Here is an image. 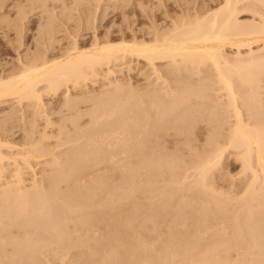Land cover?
Segmentation results:
<instances>
[{
    "label": "bare ground",
    "instance_id": "bare-ground-1",
    "mask_svg": "<svg viewBox=\"0 0 264 264\" xmlns=\"http://www.w3.org/2000/svg\"><path fill=\"white\" fill-rule=\"evenodd\" d=\"M97 7H95V13H97L96 8L100 9L98 5ZM215 9H212V11L210 12L207 11L206 14L202 13V15H195L194 17L193 13H190L192 17H189L188 12H185L186 17L182 16L185 13H182V15L180 16L176 15L174 20L172 16L171 20H173V22H171V26L167 27L165 24V28L161 27L163 25L159 23V25L161 26H150L153 28L147 29V36L145 35L144 37H141L133 33L134 36L131 37L130 40H127L128 37L126 38L125 36H123L121 38L122 40L118 43H115L116 39L109 34L103 39H101L103 36L100 38L99 35H95L92 45H89L90 47L88 46L89 48H83L85 46L81 47V45H79L78 41L76 40L74 42V45H72L71 48L69 47L70 49L68 48V50H66V53H62L64 55L61 54L62 56L59 54V57L54 58L53 56L52 59L51 57L49 58L47 56L49 58L47 59V57L44 58V56L46 55L45 54L44 56L42 55V59V57H40L41 55H35V57L37 56V59L30 58L28 62H26V60L25 62L23 61V67L21 66V70L18 69L20 70L19 72H17V70L16 73L13 74V71V73H11L12 75L10 74V76L8 75V77H0V104H6L7 100H12L13 98L15 100L17 99V101L15 102H18L20 104L27 102V104H29V107H33L32 110L35 114H32H37V116H39L38 114L40 113V111L38 113V110L36 111L34 109L42 108L40 107V103L42 101V95L44 94V91H42L43 89H46V92L51 91L50 93L54 94L55 92L58 93L59 91H61L62 88L65 89V87V90H67L69 83L70 85H73V88L81 89L84 83L85 85L86 83H88V80L92 81V79H95L93 83L96 85V79L101 78L102 80H104L103 82L106 81L105 85L108 86V90L112 94L111 95L107 90H105L107 91L106 93H108V96L103 94V99L107 97V99H105L106 101L103 100L104 103L106 102L105 105H103V101L101 102L98 100L99 104L104 107L103 110L100 105L99 106L101 107V109L100 107L98 108V105L96 103V108L94 107L92 109L90 107L92 111L88 110L86 111L88 113H83L81 112L79 107H75V104H78L79 100H74L71 98V96H69L70 98L67 97V92L69 89L67 90V92L65 91L67 94L65 95V97L67 98L66 103L64 100L65 104H63L64 107L62 106L63 109L67 104L73 105L75 101H78L75 102L73 107L74 109L73 111H71L74 113V110H76L75 108H78L79 110H77L79 111V114L76 113L77 116L75 114L74 118H70L68 116V118L71 119V122L70 120H68V122L71 123V125H69L74 126H72V131L68 132V128L65 130V132H71V134L68 135V133L66 132L65 136H67L68 138L64 137L65 139L63 140L65 142V140L67 139V142L70 141L68 143H72V141H74V144L73 146L71 145L67 151H65L63 157L52 156L54 158V161H51V163L46 162L47 164L51 165H49L50 171L48 175L49 180L47 179V184L40 183L41 181L38 182V179L36 178H31L33 180L30 179L29 181V178L27 177V175H25L28 172H26L27 169H31L32 172L34 170H32V166L29 161L31 160V157L34 156V153H38L36 152V149L37 151L41 152L40 148V150H38L39 145L34 144V138L31 139L32 136L30 137V139L33 141V143L31 142L32 146H37L35 152H32V156L31 148L33 149L34 147L29 146L30 148L27 151L30 150V155H28L27 151L25 154V151H20L18 147V151L14 150V145L11 147L10 145L12 144L10 143L9 145L8 142L2 144V139L0 140V250L3 249L2 247H4L5 249L6 245L9 246L11 244H13L12 246H14L15 249L14 253L11 252L9 256H6L4 254V259L7 260L6 257L10 258L13 254L15 255V257L14 255L12 256V258L14 257V260L18 258L17 256H22L23 254L19 252L20 246L30 247L32 245L31 242L33 243V241H35H32V239H30L35 234V232L43 234L44 239L42 236L41 237L43 241L46 239L45 242H49L50 240H52V238H55V243L63 241V236L66 234V232L68 233V231L65 230L70 226V223L74 222L75 228L73 230H84L82 235L80 233H77L76 236H79L80 238L77 237L76 239L79 240V244L87 248V253L85 254H88L87 256H90V259H92L87 260L91 262H97L94 264H99L100 262H102L100 264H104L105 262L103 263V261H107L106 264L111 263L110 254L112 256V254L114 253H116L117 255L120 254L119 262L122 259L121 264H221V261L223 260L227 261L224 263L222 262V264H229L231 261L229 262V258L227 256L229 251H231V249L233 251L234 248H238L240 252L237 250L238 252L236 251V253H241L240 255L243 256L241 257L239 255L238 257H241L243 260H241L240 258V262H238V258L233 260L234 263L236 261L237 264H250L252 258L253 263L251 264L264 263V225L263 223H261L264 222V220L261 218L263 217L262 215H264V186H261L262 182L264 181V120L259 118V116L264 113L262 112L264 110V0H222L221 5ZM206 10H208V8ZM244 12L253 13L251 17L253 19H251V22L249 20L248 23L247 21L246 23H244L245 21L240 22L241 19L238 20V16ZM194 13L196 14V12ZM103 14L105 13L103 12ZM96 15L97 14L94 15V18L96 17ZM47 33L51 34L49 32ZM141 63H144V65L146 66L147 69L145 71L142 69L143 67H141ZM160 63L166 64L162 65V67H165L161 68ZM118 66L120 67V69ZM123 71L128 72V75L135 72H138V74L140 73L139 75H141L142 73V76L145 75V79L147 78L148 80V83H146L147 85H144L146 86L144 91L147 89L145 92L148 93V96L146 98L149 97L147 100L148 104L146 103V101L141 100L143 98L138 99L141 102H138L137 100V103H140L138 105L130 102L133 104V108H143V113H141L142 115L138 114V111L133 110V108L131 107L132 104H129L130 109L128 107H125V103L129 102L127 99V102L124 99L125 103L124 101L122 102V100H118L119 95L125 92L124 90L128 87L124 88V83L121 81V79L116 80V77L114 78V76L116 74L118 75V73L121 74V72ZM112 77L115 80L112 79ZM101 79L99 81H101ZM208 89H211L209 90L211 91L210 94L205 92ZM100 92L101 94H96V96H101L102 91ZM113 93H119V95L117 96L118 98ZM134 93L136 94L137 91ZM139 93L140 92H138L137 94ZM129 95H131V93H129ZM79 97L80 96H78V98ZM98 97L96 98L99 99ZM92 98L93 97L91 95L90 99L93 101L95 98ZM100 98L102 99V97ZM97 99L95 100L97 101ZM94 102L93 104H95ZM33 105H35L36 107L38 105L39 107L36 108ZM68 106L66 107V109L68 108ZM44 108L46 107L43 106V109ZM70 109H72V106H69L68 110ZM133 111L135 113L137 112V114H135ZM89 112H91V115L88 118H91V120L89 123L86 121L89 125L85 124L84 122V125H82L83 128L77 127L81 125L79 122L81 116L83 114L87 115L89 114ZM128 112L131 114L133 113L132 117L129 116L131 114H129ZM43 113L42 115L47 116V114ZM48 114H50V112ZM65 116L61 118H65L67 122L68 118H66ZM199 117L201 119V122L204 121L205 123H208L209 127L213 123V126H211L213 127V132L209 131L213 134V137L208 136L207 141L210 140L209 138L213 139L216 143H214L213 141V145V143H210L209 141V144L210 146L212 145L214 147L207 149L205 148L204 151L203 149H200L202 152L194 153V151V156L196 154L197 158L195 157L196 159L194 160L193 157V162H191L192 160L190 158L191 161H188L189 166L188 163L187 165L185 164L186 168L182 167L183 165H181L184 164V162L186 163V161L183 159V163L181 162L180 164V161H178L179 159H181L180 156H173V151L171 152V150L169 151V153L171 152L173 157L178 156L179 158H175V160L172 159V156L169 155L168 152V158H164V156L166 155L162 156V153L160 154L159 149L161 148L160 146L162 144H159L158 138L160 136L162 137L166 135L167 132H170L171 129L175 130V127L177 126L180 127H178V131H186L185 129H189L190 131L193 128H196L194 125L197 126L199 123L197 122L196 124V122L194 121L200 120L197 119ZM53 122L51 123L49 118H47L45 125H47L48 123V126H44V128L54 126L51 125L55 123ZM77 122L80 125H77ZM126 122H128V128L126 127ZM190 123H194V125L189 127L188 125ZM227 123L229 124L227 127L228 129H225L224 127L225 125H227ZM62 124L64 125V122ZM57 125L59 126V123ZM63 125H60V128L62 130L58 127L60 129H58L60 132V135L58 136L59 138L63 133L65 134V132H63L65 128L63 129L61 127ZM87 125L88 127H85ZM130 128L131 130L137 128L135 129L136 132L133 130V132L135 133H132L134 136L136 135L135 144L137 151H135V153L133 154L132 150V152H130L132 153V155L130 154V156L134 155V158L132 157L133 159H131L130 157H128L127 159L130 160L129 162H127L128 165L125 162L126 167L119 168L118 165L120 164H116L118 162L115 161H117L118 158L115 159V156L119 155L120 153H116V155L114 156L115 153L114 151L112 152L110 148H117V145H115V147H112V141L117 144V139H119L121 136L123 137L124 134H128ZM46 129L47 128H45L43 131H45ZM223 129L226 131L228 130V132L223 133ZM209 132L208 135H210ZM45 133L47 135V137L45 138H48V136L50 137V132H48L47 134V132L45 131ZM45 133H42L43 137L45 136L43 135ZM182 133H184L183 135H185V132ZM174 134L176 133L174 132ZM146 135H151L154 139L158 137L156 139L158 141L156 142L153 140V142L149 143V141L147 142L144 140ZM187 135H185V138H187ZM194 135L196 136V134ZM151 136H149V138H147L146 136V139H150ZM122 137L120 139H124ZM41 139L43 138H39L36 144H39V141ZM115 139L117 140V142H115ZM120 139L119 141H121ZM187 139H185V141ZM44 140L42 141L44 142ZM124 140L126 141V145L123 142V146H127L130 141L128 142L127 139ZM162 140H164V137ZM193 141L194 139L192 140V142ZM48 144L49 143L43 145L48 146ZM135 144L133 146H135ZM4 145H7L8 148L10 146V149L13 151L8 152L7 154L6 152L4 153V151L2 150V148H5L3 147ZM50 145L48 146V148L50 147ZM58 145L60 146L61 144ZM65 145L68 144L66 143ZM163 145L165 146V144ZM188 146L191 145L188 144L187 147ZM40 147L42 146L40 145ZM22 149L25 150L26 148ZM54 149L56 150V146L54 147ZM194 149L195 147L193 148V150ZM229 149L237 150L238 158L242 162V167L245 169V171H251L253 180H251L252 183L250 182L251 185H249L251 186L250 191L247 189L249 193L244 197V199H242L244 202V207L245 205L247 206V208L245 207L247 210H244L246 217H243V211L240 212L242 214V217L244 218L242 220L243 222H241V220L239 219L241 217V214H239L240 217H236L233 214L235 218H231L232 220L230 222L227 221V219L230 220L229 217L225 220L226 223L228 222L227 224L223 220L222 222L224 223L221 222V225H218V223H211V220L219 216H217V212H219L220 209L222 211L225 208V210L227 211L228 207L232 206V204L230 202L231 205L227 207L226 204H229V199L227 197L223 199L221 197H218V194L214 191L215 187H213L212 189V186H210L213 184L209 183V178L212 177L210 175L220 167L224 155ZM48 150L50 151V149L44 151L48 152ZM115 150L117 151V149ZM193 150L191 149L190 151L192 152ZM44 151L42 153H44ZM127 152L129 151L127 150ZM127 152H125L124 155ZM157 152H159V154H157ZM48 154H51V151ZM123 159L125 160L126 158ZM127 159L126 161H128ZM6 162H8V164ZM119 162L121 163L120 160ZM140 167L142 168V173L144 174H141V176H144V179L142 180L146 182H144L145 184H139L141 179L139 180V182L137 181L139 177L138 175H140L138 173L141 169ZM9 168L11 169V175L6 176L5 173L8 174V172L10 171ZM117 170H119L118 173L120 172L119 174L121 181H119L124 183L123 186L118 185L122 189L121 193L116 192L117 188L119 187L116 186V181H113L114 179H112L113 173L116 174ZM135 174H138V177H136ZM161 181L166 184V187L161 184V187H164L162 188L163 190L159 189L160 186L158 189L157 187H155V182H157L156 186H158V183H160ZM61 183H63V185L65 183L64 186L66 188L65 190L63 189L64 192H62L63 190L60 191L62 189V187L60 186ZM54 186L56 187L55 190L53 189ZM181 186H184V189L186 188V190L188 188L192 189V191L195 190L196 193L195 191H193V193H191L192 195L194 193L197 194V192L198 195L200 194V196L197 195L198 200L196 199L195 195H193L195 198H193V196L189 198L187 195V198H189L190 201L192 200L191 203L189 202V199L185 200L192 205L197 203L201 199L200 202L202 204L198 202L199 205L201 204V207L199 206L200 210L198 209L199 207L197 208L198 210H196V208H193L195 209L196 213L197 211H199L196 214V219H194L195 212L192 215L193 217L191 216V218H193L195 221H198V219L202 217L201 220L199 219V222H202V225L197 222L199 223V226L197 227L198 224H196V226L193 227V223L195 221L189 218L190 216L188 215L186 216L189 218V220L194 221L193 223L191 222L193 224L192 227L190 222L186 220V216V218L184 217L186 220V225H182V223L185 222L184 218L182 217L181 219L177 216L181 212H184L182 211V209H184V205H188L186 206L187 208L189 207V203L182 200L183 202H180L179 207H176L178 204H174L176 207L175 209L179 210L181 208V212L179 213L180 210H177L178 212L176 211V214L174 213L173 217L171 215L173 219L171 220V222L173 223L172 225L176 226L177 228L181 225L183 228L185 226L188 227L187 222H189L188 224L191 228H185L186 230L184 229V232H186L187 234H189L190 232V234L192 235H187L185 233L188 238H185L183 240L186 235L179 233V236H184L182 238V242L181 239L178 240V234L175 237V235L171 233L173 231L172 228V230L166 228L167 226H169L168 224L166 227L163 225L164 228L167 229V232L168 229L170 232L168 234L167 232L165 233L168 236V239L163 237L164 239H166L164 240L165 242H162L163 238H160V240L158 239V241L162 243H159L160 245H157L156 242L158 243V241L155 239L156 242H154V237L150 238L154 243L151 241L149 242V238L148 240L145 239L146 237L144 238V231H142L143 234H140L138 232L139 225L143 226L144 224V229L146 222L147 224L148 222H152L153 224H155V226L162 225L159 223H162L160 222V220L162 219L161 216L164 213L163 209L165 210L166 206L164 214H166L167 212L168 215L170 214L168 211H171L172 208L168 210V205L158 204L162 203L160 201H163L165 197L168 198L169 195L170 198H165V200L172 201L171 198L175 197V195L177 194L176 192ZM185 186H188V188ZM90 190H92V194L89 193ZM181 190L182 189L180 188V191ZM138 191L139 193L142 192L144 194V199L146 198L149 201V203H147L149 205H147L146 209L145 207L141 206H146V203H141L140 205V203H138L137 201L135 205L133 202V199L136 198L135 193L137 192L138 194ZM60 192L61 195L59 194ZM87 193H89L90 195ZM219 195L221 196V193H219ZM99 196H101L103 200H101V197ZM157 198L159 200H162L156 203L158 201ZM192 198L195 200H193ZM130 199L133 200L130 201L133 202V208H126V210H123L125 209L123 208L121 209V211L116 210L118 201H128ZM146 199L145 201H147ZM151 199L152 201L154 199H157V201H155V204L158 206L151 202ZM177 203H179V201ZM237 204L239 203L237 202ZM162 206L163 209L160 208ZM242 206L243 204L240 205V209L237 208V210H242ZM92 209H95L96 211L90 213ZM87 210L89 213H86ZM225 210L224 212L222 211L223 213L221 212L222 215L224 213L227 214ZM200 212L201 215H199ZM188 214L191 215L189 212ZM224 216L225 215H223V217ZM219 219L221 220V218ZM162 221L164 222V219H162ZM213 221L215 220L213 219ZM167 222L169 221L167 220ZM82 226H86V228ZM12 227L13 229H15V231L13 230L14 233L9 232V235L6 237V235H4L6 232L4 233L3 230H10ZM148 227L150 228V225ZM154 227L152 228L153 230L155 229ZM180 228L177 230L178 232H180ZM192 228H194V230H192ZM188 229H190V231H188ZM155 230H157V227ZM191 230L193 231L192 233ZM21 232H23L21 234L22 236L20 234L18 236L17 234ZM133 233H139L141 235H135V240H137V237L138 239H140V237H143L139 240L140 242L134 241V237L132 238L131 236ZM15 234L17 236H15ZM70 234L72 235V233ZM154 234L156 233L154 232ZM37 236L39 235L37 234ZM176 238L178 239L176 240ZM38 239L39 238H37L36 240ZM131 239L133 240L132 242ZM170 239L172 240L170 241ZM69 240L71 241V239ZM114 240L118 242L116 243ZM174 240L177 242V244H175L176 242L173 243ZM111 241H114L116 244L119 243L127 246V248L120 245L123 247L122 249H124V251L118 253L120 250L118 249V247L117 249L119 251L116 250V246L114 247V250L113 247H111V244H109L111 243ZM37 242L35 241L36 244ZM133 242H139V246L136 244L134 245ZM49 244H51V242H49ZM34 247H32V249ZM75 247H78V244ZM26 248H24L26 251L24 249L23 251L27 252ZM42 248H44V246H42ZM38 249L40 250L41 248L39 247ZM57 249L59 250V248H56V250ZM36 251L39 252L38 250ZM255 252L259 255H257ZM103 253L109 254L107 259L105 258L107 255L105 256V254L103 255ZM220 253H223L224 255ZM251 254H253L255 257H253V255ZM246 255L251 256H247L246 258ZM224 256L228 259H226ZM256 256L259 258L257 259ZM230 257L233 258L232 255ZM261 257H263V259ZM21 259L24 261L25 258ZM21 259L18 260L20 261ZM246 259L250 260V263H245ZM9 260L10 259H8L7 261L9 262ZM12 260L10 261L12 262ZM4 261L5 260H2V262L0 261V264H5L7 262ZM85 261L86 259H84V262ZM8 262L6 264H8ZM11 262H9V264H11ZM80 262L82 263L81 260Z\"/></svg>",
    "mask_w": 264,
    "mask_h": 264
},
{
    "label": "rangeland",
    "instance_id": "rangeland-1",
    "mask_svg": "<svg viewBox=\"0 0 264 264\" xmlns=\"http://www.w3.org/2000/svg\"><path fill=\"white\" fill-rule=\"evenodd\" d=\"M96 1V2H95ZM99 1V2H98ZM0 0V77H8V75L10 76V74L11 73H13V71H14V73L13 74H15L16 73V71L18 70V69H20L21 70V68L23 67V61L25 62V60H26V62H28V60H30V58H33V59H37V56L35 57V55H41L40 57H42V55L44 56L45 54V56H44V58L45 57H51V59L53 58V56H54V58H56V57H59L62 53H66V50H68V48L70 47L71 48V46L72 45H74V42L77 40L78 41V43H79V45H81V47H83V46H85V47H83V48H86V47H88L89 45L91 46L92 45V42H93V38H94V36L95 35H99V37L101 38L102 36V38L101 39H103L105 36H107L108 34L109 35H111L112 37H114L115 39H116V41H115V43H118V42H120L122 39V37L123 36H125L126 38H127V40H130L131 39V37H133L134 36V34L135 35H137V36H147V34H146V32H147V29H149V28H153V27H155V26H158L159 25V23L161 24V25H163V26H161V25H159V26H161V27H165L166 28V26L168 27V26H171V22H173V20H174V18H175V16L177 15H182V13H185V12H188L187 14H188V16L189 17H192L191 16V14L190 13H193L194 15H193V17L195 16V15H198V14H200V15H202V13H204V14H206V12L208 11V12H210V11H212V9L214 10L215 8H218L220 5H221V2H222V0ZM218 1H220V2H218ZM96 3H99V4H96ZM217 3V4H216ZM220 3V4H219ZM97 5L99 6V8L100 9H97L98 7H97ZM113 5V6H112ZM95 7H97L96 8V10H97V13H95L96 11H95ZM113 7V8H112ZM204 8H205V12H204ZM208 8V10H206ZM182 10V11H181ZM203 10V11H202ZM216 10V9H215ZM102 11V12H101ZM178 11V12H177ZM202 11V12H201ZM103 12L106 14H103ZM194 12H196V14L194 13ZM198 12H200V13H198ZM97 14L96 15V19L94 18V15L95 14ZM179 13V14H178ZM170 16H169V15ZM203 14V15H204ZM99 15V16H98ZM186 15V13L184 14V15H182V16H185ZM252 15H253V13L252 12H249V13H246V12H244V13H241V15H239L238 16V20H240V22H244V23H246V21H247V23H248V21L250 20V22L252 21L251 19H253V18H251L252 17ZM166 16V17H165ZM173 16V17H172ZM171 17L173 18V20H171ZM186 17V16H185ZM243 20V21H242ZM158 21V22H157ZM153 22V23H152ZM156 22V23H155ZM46 24V25H45ZM153 24V25H152ZM157 24V25H156ZM165 24H166V26H165ZM150 26H153V27H150ZM42 28H44V29H42ZM46 29H47V31H46ZM42 30H43V32H42ZM51 30V31H50ZM47 32H49V33H51V34H48ZM134 33V34H133ZM123 34V35H122ZM144 34V35H143ZM50 39V40H49ZM73 39H74V41H73ZM114 39V40H115ZM118 40V41H117ZM73 42V43H72ZM89 46V47H90ZM88 47V48H89ZM69 48V49H70ZM45 52V53H44ZM37 53V54H36ZM60 54V55H59ZM62 55H64V54H62ZM61 55V56H62ZM38 56V57H39ZM47 57V59H49ZM41 59V58H40ZM42 59H43V57H42ZM32 60V59H31ZM22 61V62H21ZM159 65V64H158ZM160 65H161V68H164V67H162V65H166V64H162V63H160ZM22 66V67H21ZM121 66H123V65H121ZM144 63H141V67H143L142 69L145 71L147 68H146V66H145V69H144ZM119 67V66H118ZM160 67V66H159ZM115 68H117V67H115ZM119 69H120V67H119ZM20 70H18L17 72H19ZM142 70V71H143ZM128 72H125V71H123V72H121V74H119L118 73V75L116 74L115 76H114V78L116 77V80L118 79H121V81L124 83V88H127V89H125L124 91L125 92H123V93H121V95H119V93H113L116 97L119 95V99L118 100H122V102L124 101V99H125V101H126V99L129 101L128 103H125V101H124V103L126 104L125 105V107H130V105L129 104H135V105H138V104H140V103H137V100L138 99H141V98H143V99H141V100H144V101H146V103L148 104V98H146L147 96H148V93H146L145 91L147 90H145L144 91V89L146 88V86H144V85H147L146 83H148V80H147V78L145 79V75L144 76H142V73H141V75H139L138 74V72H135V73H131V74H127ZM12 75V74H11ZM113 77H112V79H114ZM101 78H98V79H96L97 80V83H96V81H95V83H96V85L93 83L94 82V80L95 79H92V81L90 80H88L87 82L88 83H86V85H85V83H84V85L82 86V88L81 89H76V88H73V85L71 84L70 85V83L67 85L68 86V92H67V90H65L66 89V87H65V89L64 88H62V92L61 91H59L58 93L57 92H55L54 94L53 93H50L51 91H48V92H46L44 89L42 90V91H44V94L42 95V101H41V103L43 104H41L40 103V107H42V108H38V109H34V110H38V113H39V111H40V113L38 114L39 116H37V114L36 115H33V114H35L34 113V111L32 110V106L31 107H29V104H27V102H24V103H22V104H20V103H18V102H15V101H17V99L15 100L14 98L11 100V99H9V100H7V102H6V104L5 103H2V104H0V140H1V143L2 144H4V143H9V145H10V143L12 144V145H10L11 147L14 145L15 147H14V150H17L18 151V148H19V150L20 151H25L24 153L26 154V151L32 146V143H33V141L31 140L32 138H34L33 140H35L34 141V144L35 145H39V147H38V150H40L41 152H39V151H37V149H36V147H34V146H32V147H34L33 149L31 148V156H32V152L34 153L35 152V149H36V152H38V153H36V154H38V155H36L35 153L33 154L34 156L33 157H31V162L29 161V163H31V166H32V170H33V172L31 171V169H27L26 170V172H27V174H25V175H27V177L29 178L28 180L30 181V179L31 178H36V179H38V182L39 181H41L40 183H44V184H47L48 183V178H49V171H50V164H47V163H51V161H54V156H60V157H63V155L65 154V151H67L69 148H70V146L72 145L73 146V144H74V141H72V143H68V142H70V141H68L67 142V139L65 140V142L63 141L67 136H65L66 135V132L68 131H72L71 129L73 128L72 126H74V125H72V126H70L71 125V119L70 118H74L75 117V114L77 113V114H79L78 112V108H75L76 110H77V112H76V110H74V113L72 112L73 111V107H74V104H75V102H78V101H75L74 103H73V105H70V104H67L66 105V107L69 105L70 107L72 106V109H70V110H68L69 109V106H68V108L66 109V107L63 109V107H64V105L63 104H65L66 103V98L67 97H69V96H71V98L72 99H74V100H79V102H78V104L76 103L75 104V107H79L80 108V110H81V112H83V113H88V112H86V111H88V110H90V111H92V109L95 107V106H97L98 108L101 106V104H99V102H98V100L99 101H103V100H105V99H107V97H105V99H103V94L104 95H107L108 96V93H110L111 94V92L108 90V86L107 85H105V83H106V81L105 82H103L104 80H102L101 79V81H99ZM115 80V79H114ZM147 81V82H146ZM264 83V82H263ZM126 86V87H125ZM107 87V88H106ZM79 88V87H78ZM106 88V89H105ZM63 89H64V91H63ZM105 90H107L108 91V93H106L107 91H105ZM126 90H127V92H126ZM131 92H130V91ZM209 90H211V89H208V90H206L205 92H207L208 94H210L211 93V91H209ZM67 92V94H68V96L67 97H65V95H67L66 94V92ZM100 91H102V95L101 96H96V94L97 95H99V94H101V92ZM137 91V93L138 92H140L139 94H135L134 92H136ZM61 92V93H60ZM144 92V93H143ZM148 92V91H147ZM69 93H70V95H69ZM72 93V94H71ZM106 93V94H105ZM125 93H127V94H125ZM129 93H131V95H129ZM133 93V94H132ZM145 94V95H143V94ZM58 94V95H57ZM93 94H94V96H93ZM109 94V95H110ZM123 94H125V95H123ZM91 95H92V97L93 98H95V99H97L96 97H98L99 99H97V101L94 99L93 101L90 99V97H91ZM112 95V94H111ZM110 95V96H111ZM135 95V96H134ZM143 95V96H142ZM78 96H80L79 98H78ZM83 96V97H82ZM85 96V97H84ZM90 96V97H89ZM114 96V97H115ZM140 98H139V97ZM63 97H65V98H63ZM100 97H102V99L100 98ZM137 98V99H135V98ZM70 98V97H69ZM76 98V99H75ZM78 98V99H77ZM83 98H85V99H83ZM92 98V99H93ZM118 98V97H117ZM132 98V99H131ZM88 99V100H87ZM130 99V100H129ZM64 100H65V103H64ZM135 102H133V101ZM89 101V102H88ZM95 101V102H94ZM106 101V100H105ZM93 102L95 103V104H93ZM127 102V101H126ZM130 102H132V103H130ZM138 102H141V101H139L138 100ZM96 103H97V105H96ZM103 103V105H105V103H104V101L102 102ZM5 104V105H4ZM20 104V105H19ZM92 104V105H91ZM133 104L131 105V107L133 106ZM42 105V106H41ZM94 105V106H93ZM100 105V106H99ZM134 105V106H135ZM34 107H36L35 105H33ZM43 106L44 107H46V108H44L43 109ZM63 106V107H62ZM37 107H39L38 105H37ZM36 107V108H37ZM88 107V108H87ZM90 107L92 108V109H90ZM102 107V110H103V106H101ZM101 107H100V109H101ZM87 108V109H86ZM96 108V107H95ZM133 108V107H132ZM135 108V107H134ZM133 108V110H135V111H138V114H141V113H143L142 112V110H143V108L142 107H136L135 109ZM140 108H142V109H140ZM43 109V110H42ZM47 109V110H46ZM84 109V110H83ZM130 109V108H129ZM136 109H138V110H136ZM72 110V111H71ZM140 110H141V112H140ZM16 111V112H15ZM43 112H46V113H43ZM50 112V114H48ZM134 112V111H133ZM262 112H264V110L262 111ZM16 113V114H15ZM33 113V114H32ZM42 113L43 114H47V116H45V115H42ZM73 113V114H72ZM91 112H89V114H87V115H85V114H83L82 116H81V118H80V124H78V122H77V125H80V126H77V127H82L83 128V126L82 125H84L83 123L85 122V124H88L89 122H90V120H91V118H88L91 114H90ZM129 113V112H128ZM135 113V112H134ZM11 116H10V115ZM31 114V115H30ZM77 114H76V116H77ZM129 114H131V113H129ZM129 114H127V115H129ZM135 114H137V112L135 113ZM262 114H263V117H262ZM260 116H259V118L260 119H263L264 120V113H262ZM9 115V116H8ZM40 115H41V117H40ZM48 115H50V116H48ZM66 115V116H65ZM71 115V116H70ZM127 115H126V117H127ZM132 115H133V113L131 114V115H129L130 117H132ZM142 115V114H141ZM140 115V116H141ZM24 116V117H23ZM52 116V117H51ZM63 116H65L66 118H68V116L70 117V118H68L67 119V122H66V119L64 120V119H62L63 118ZM73 116V117H72ZM135 116V115H134ZM136 116H139V115H136ZM34 117V118H33ZM42 117H44V118H42ZM49 118V120L51 121V123L53 122L54 124H51V125H54V126H50V127H45V128H47L45 131L47 132V134H48V132H50L49 134H50V137L48 136V138H45V137H47V135H46V133H45V131H43L45 128H44V126H48V123H47V125H45L46 123V121H47V118ZM62 117V118H61ZM12 118V119H11ZM52 118H53V121H52ZM10 119H11V121H10ZM197 119H200V117L199 118H197ZM228 119V118H227ZM17 120V121H16ZM62 120V121H61ZM68 120H70V122H68ZM79 120V119H78ZM196 120V119H195ZM88 123H87V122ZM200 121V122H199ZM203 121V120H202ZM7 122V123H6ZM61 122V123H60ZM64 122V125L62 124ZM82 122V123H81ZM194 122H196V124H197V122L199 123L197 126L196 125H194V123H190L188 126L190 127V126H192V125H194L196 128H191L192 130H190L189 131V129H185L186 131H187V133H188V135H187V133H186V131H178L179 130V126H177V127H175L174 129L175 130H177V131H175V130H173V129H171L172 131H173V133H172V131L170 130V132L168 131L167 132V137H166V135H164V136H160L158 139H159V141L158 140H156V139H154V138H152V136L151 135H149V136H151L150 137V139H146V136H147V138H149V136L148 135H146L145 136V138H144V140L145 141H149V143H151V142H153V140L154 141H158L159 142V144H162L160 147L162 148V151H161V148L159 149V151H160V154L162 153V156L163 155H166V156H164V158L165 157H167L168 158V153H169V151L171 150V152L173 153V156L174 155H178V156H180V158L181 159H179L178 161H180V164H181V162L183 163V161L185 160L186 161V163L184 162V164H181V165H183L182 167H185L186 168V165H187V163H188V166H189V162L188 161H191V162H193L197 157H196V154H195V156H194V153H196V152H202L200 149H203V151H204V149L206 148H211V147H214V146H210V144H209V141H210V143H213V139H211V138H209L210 140L209 141H207L208 139H207V137L209 136V137H213V134L211 133V132H209V131H212L213 130V127H211V126H213V123H212V125H210V127H209V124L208 123H205L204 121L203 122H201V119L200 120H196V121H194ZM59 123V126L57 125ZM127 123L128 122H126V125H127ZM70 124V125H69ZM211 124V123H210ZM216 124V123H215ZM60 125H63V126H61L63 129H64V131L63 132H65V130L67 129V131L65 132V134L63 133H61L62 135H61V137L59 138L58 136L60 135L59 133V130L61 129L60 128ZM67 125V126H66ZM89 125V124H88ZM88 125L87 126H85V127H88ZM208 125V126H207ZM228 123H227V125H225V129H228L227 127H228ZM57 126V127H56ZM188 126H187V128H188ZM60 129H59V128ZM84 127V128H85ZM127 128L129 127V125H127L126 126ZM179 127V128H178ZM75 128V127H74ZM211 128V129H210ZM34 129V130H33ZM59 129V130H58ZM135 129H137V128H134V129H132L131 130V128H130V130L128 131L129 133L128 134H121V135H123V137L122 138H124V139H127V141L129 142L130 141V143L127 145V146H123L124 145V143H125V145H126V141L124 140V139H120L119 137H117V138H119L121 141H119V139H117L118 140V142H119V144H118V142H117V140L115 141V142H117V144L116 143H114V141H112V147H115V145H117L118 147L116 148H110L111 150H112V152L114 151V156L116 155V153H120L119 155H116L115 156V159H117V161H115V162H118V163H116L117 165L118 164H120V165H118L119 166V168L121 167H126V163L127 162H129L130 160L129 159H127L128 157H130L131 159H133L134 158V155L133 156H130V154L132 155V153L134 154L135 153V151H137L136 150V144H135V142H136V139H135V137H136V135L134 136L132 133H135L136 131H135ZM58 130V131H57ZM62 130V129H61ZM133 130L135 131V132H133ZM32 131V132H31ZM132 131V132H131ZM223 133H227L228 132V130L226 131V130H224L223 129ZM31 132V133H30ZM34 132V133H33ZM45 133V134H43V135H45L44 137L42 136V133ZM67 132V133H68ZM174 132L177 134H174ZM182 132H185V135H187V138H185V135H183L184 133H182ZM189 132H191V133H189ZM208 132H209V134L210 135H208ZM213 132V131H212ZM179 133V134H178ZM181 133V134H180ZM196 134V136L194 135V134ZM28 134H30V135H28ZM34 134V135H33ZM51 134H52V136H51ZM69 134H71V132L70 133H68V135ZM120 134V133H119ZM132 134V135H131ZM28 135V136H27ZM64 135V136H63ZM117 135V134H116ZM131 135V136H130ZM172 135V136H171ZM32 136V137H31ZM42 136V137H41ZM120 136V135H119ZM126 136H127V138H126ZM129 136V137H128ZM181 136H183V137H181ZM30 137H31V139H30ZM43 138V139H41L40 141H39V144H36V142H37V140H39V138ZM65 137V138H64ZM134 137V138H133ZM163 137H164V140H162L163 139ZM36 138H38V139H36ZM68 138V137H67ZM162 138V139H161ZM187 139L186 141H185V139ZM29 139V140H28ZM45 139V140H44ZM59 139V140H58ZM61 139V140H60ZM128 139H130V140H128ZM133 141H132V140ZM135 139V140H134ZM166 139V140H165ZM168 139V140H167ZM184 139V140H183ZM194 139V141L192 142V140ZM42 140H44V142L42 141ZM124 140V141H123ZM160 140H161V142H160ZM189 140V141H188ZM211 140H212V142H211ZM58 141H60V142H58ZM133 143H132V142ZM166 141V142H165ZM32 142V143H31ZM46 142V143H45ZM57 142V143H56ZM62 142V143H61ZM124 142V143H123ZM146 142V143H147ZM192 144H191V143ZM208 143V145H207V143ZM41 143H43V144H47V143H49L48 144V146L50 145V147L48 148V146L46 147L45 145H43V144H41ZM68 144V145H65V144ZM132 143V144H131ZM189 145H191V146H188L187 147V145L188 144ZM214 143H216L215 141H214ZM214 143H213V145H214ZM33 144V145H34ZM54 144H56V145H54ZM58 144H61L60 146L58 145ZM114 144V145H113ZM135 144V146H133ZM163 144H165V146L163 145ZM180 144V145H179ZM40 145L42 146V147H40ZM149 145V144H148ZM10 146H9V148L7 147V145H4L3 147H5V148H2V150L4 151V153L6 152V154L8 153V152H11V151H13V150H11L10 149ZM30 146V147H29ZM44 146V147H43ZM56 146V150L54 149V147ZM122 146V147H121ZM129 146V147H128ZM133 146V147H132ZM204 146V147H203ZM207 146V147H206ZM18 147V148H17ZM51 147H52V149H51ZM57 147H58V149H57ZM61 149H60V148ZM125 148V150H124V148ZM167 147V148H166ZM174 147V148H173ZM185 147V148H184ZM191 147V148H190ZM195 147V149L193 150V148ZM197 147V148H196ZM15 148H17V149H15ZM22 148H26L25 150L24 149H22ZM40 148V149H39ZM50 149V151H51V154H48V153H50V151L48 150V152H45L44 150H46L47 151V149ZM128 148V149H127ZM135 148V149H134ZM54 149V150H53ZM63 149H64V151H63ZM115 149H117V151L115 150ZM129 151V152H127V150ZM130 149V150H129ZM165 149V150H164ZM179 149V150H178ZM193 150L192 152L190 151V150ZM198 149V150H197ZM32 150H34V151H32ZM44 151V153H42L43 151ZM53 150V151H52ZM59 150V151H58ZM123 152H121V151ZM124 150V151H123ZM132 150H133V152H132ZM165 152H164V151ZM166 150H168V151H166ZM16 151V152H17ZM58 151V152H57ZM180 151H182V152H180ZM184 151V152H183ZM187 151V152H186ZM195 151V152H194ZM28 152V155H30V150L29 151H27ZM61 152V153H60ZM64 152V153H63ZM125 152H127V153H129V154H125L124 155V153ZM130 152H132V153H130ZM168 152V153H167ZM170 152V153H171ZM189 152V153H188ZM194 152V153H193ZM56 153V154H55ZM125 156H123L122 154ZM169 153V155H171L172 156V153L170 154ZM191 153V154H190ZM192 153H193V155H192ZM60 154V155H59ZM157 154H159V152H157ZM180 154V155H179ZM41 155V156H40ZM42 155H44V156H42ZM51 155V156H50ZM128 155V156H127ZM53 156V157H52ZM171 157L172 159H174L175 160V158H179L178 156H175V157ZM182 156H183V158H182ZM36 157V158H35ZM133 157V158H132ZM170 157V156H169ZM185 157V158H184ZM194 157V160L192 159ZM196 157V158H195ZM123 158H126L128 161H126V159L124 160ZM170 158V159H171ZM190 158H191V160H190ZM33 159V160H32ZM184 159V160H183ZM47 160V161H46ZM119 160L121 161V163L119 162ZM177 160V159H176ZM182 160V161H181ZM47 162V163H46ZM123 162V163H122ZM126 162V163H125ZM7 164H8V162H6ZM123 164H124V166H123ZM186 164V165H185ZM50 165V166H49ZM127 165H128V163H127ZM180 165V166H181ZM185 165V166H184ZM10 168H11V166H10ZM9 168V169H10ZM141 168V167H140ZM30 170V171H29ZM9 171V170H8ZM45 171V172H44ZM118 171L119 170H117L116 171V174L115 173H113V178L112 179H114L113 181H116V186H123L124 185V183H122V182H120L121 180H120V172L118 173ZM32 172V173H31ZM46 172H47V174H46ZM141 172V173H140ZM11 173V169H10V171L8 172V174L7 173H5L6 174V176L7 175H11L10 174ZM118 173V174H117ZM140 175H138V174H135L136 175V177H138V179H137V181L139 182V180H140V182H139V184H145L146 182L145 181H143L142 179H144V176H141V174L142 175H144L143 173H142V168L139 170V172H138ZM35 174V175H34ZM46 174V175H45ZM213 174V175H212ZM210 176H212V177H210L209 178V183L210 184H213V185H210V186H212V189H213V187H215L214 189V191L218 194V197L220 198H228L229 199V204L227 203L226 204V206L228 207L229 205H231L232 204V206H229L228 207V209H227V207H226V209H227V211L225 210V208L222 210L223 212H224V210H225V212L227 213V214H223V215H225L224 217H223V215H222V211H221V209H220V211L219 212H217V216L219 217V218H221V220L218 218H213L215 221H213V219L211 220V223L212 222H214V224H217L218 223V225L224 220V222L226 223V219L227 218H229L230 217V220L229 219H227V221H231L233 218H235L234 216H236V217H240V215L239 214H241L240 212H242V213H244L247 209V206L245 205V207H244V202H243V200L242 199H244V197L249 193V191H250V187L251 186H249V185H251V183H252V181L251 180H253L252 179V173H251V171L250 170H246L245 171V169L242 167V162H241V160L238 158V153H237V150L236 149H229V150H227L226 151V153H225V155H224V158H223V160H222V162H221V165H220V167L218 168V169H216L213 173H212ZM29 175V176H28ZM115 175V176H114ZM117 175V176H116ZM138 175V176H137ZM5 176V177H6ZM35 176V177H34ZM114 177H117V178H114ZM33 179H31V180H33ZM48 179V180H47ZM117 179H118V181H117ZM120 180V181H119ZM29 181H28V183H29ZM43 181V182H42ZM46 181V182H45ZM141 181H143V182H141ZM145 182V183H144ZM158 182V181H157ZM157 182H155V184L157 185ZM251 182V183H250ZM119 183H121V184H119ZM163 186H165L166 187V184H164V182L163 181H161L160 183H158V186H156L155 185V187H157V189L159 188V186H160V190L162 189V188H164V187H161L162 185ZM257 184V183H256ZM64 185H65V183H64ZM63 185V183H61L60 184V186L62 187V189L60 190V191H62L63 189L65 190V186ZM189 185V184H188ZM258 185V184H257ZM118 186V187H119ZM261 186H264V181L262 182V185ZM64 187V188H63ZM183 187V188H182ZM185 187H187L188 188V186H185ZM55 186H54V190H55ZM180 188L182 189V190H184V191H180ZM179 188V190L176 192L177 194L175 195V197H172V198H174V199H172L171 198V200L172 201H169V200H165V198L163 199V201H160V200H162V199H158V201H157V199H154L153 201H152V199H151V202H153L154 204H155V201H157L156 203H158L159 201L160 202H162V203H159L158 205H163V204H165V205H168V210H170L171 208L173 209H171V211L173 212V214H172V212L171 211H168L170 214H168L167 215V212H166V214H164L165 213V210H166V206H165V210L163 209V206L162 207H160V208H162L163 209V211H164V213H163V215L161 216L162 217V219H164V222L162 221V219L160 220V222H162V223H159V224H162V225H158V226H155V224H153L152 222H148V224H147V222L145 223V229H144V224H143V226L142 225H139V229H138V232L141 234L142 233V231H144L142 234L143 235H145L144 236V238L146 239V240H148V238H149V242L152 240V239H150V238H152V237H154L153 238V241L154 242H156V240L158 241V239L160 240V238H163V237H165L166 239H168V236L165 234L166 232H167V229L166 228H169V229H173V231L171 232V233H173L174 235H175V237H176V235L178 236V238H176V240L178 239V240H180L181 239V241H182V238L184 237H181V236H179L180 234H185L186 232H184L188 227L189 228H191L192 227V225H193V227L194 226H196V224H198L197 225V227L199 226V221L201 220V218H199L198 219V221H195L194 219H196V214L199 212V211H197V213H196V211H195V209H193V208H196V210H200V205L202 204L201 202H200V200L198 201V202H200L201 204L199 205V203L197 202V203H195V204H190L191 203V201H190V197H192L193 195H195V197H196V199H197V197L198 196H200V194L198 195V192H197V194H195L196 193V191L195 190H193V191H195V193L192 195L191 193H193V191H192V189H187L186 190V188L184 189V186H181ZM119 189H120V191H119ZM219 191H218V190ZM249 191H248V190ZM64 190L62 191V192H64ZM95 190V189H94ZM93 190V191H94ZM163 190V189H162ZM192 192H191V191ZM217 190V191H216ZM246 190H247V192H246ZM99 191V190H98ZM121 191H122V189H121V187H119V188H117V190H116V192L117 193H121ZM186 191V192H185ZM89 192V191H88ZM96 192H97V190H96ZM95 192V193H96ZM183 192V193H182ZM188 192V193H187ZM190 192V193H189ZM213 192V191H212ZM214 192V193H215ZM90 194H92V190H90V192H89ZM89 193H87V194H89ZM142 193V192H141ZM141 193H139V191H138V194H137V192L135 193V195H136V198H134L133 200H128V201H124V200H120V201H118V203H117V205H116V210L117 211H121V209H123V208H125V209H123V210H126V208H128V209H130L131 207L133 208V206H132V204H133V202H134V204L135 203H137V201H138V203H140V205H141V203L142 204H144V203H146V206L145 205H141V206H143V207H145V209L147 208V205H149V204H147V203H149V201L147 202V201H145V199H144V194L142 195ZM215 193V194H216ZM219 193H221V196L219 195ZM222 193H223V195H222ZM60 195H61V192L59 193ZM89 194V195H90ZM102 194V193H101ZM141 194V195H140ZM183 195V197H182V195ZM185 194V195H184ZM190 194H191V196H190ZM216 194V195H217ZM226 196H225V195ZM244 194V195H243ZM103 195V194H102ZM101 195V196H102ZM139 195V196H138ZM179 197H178V196ZM181 195V196H180ZM187 195H188V197L189 198H187ZM198 195V196H197ZM230 195V196H229ZM101 196H99V197H101ZM104 196V195H103ZM102 196V197H103ZM184 196H185V198H184ZM242 196V197H241ZM98 197V198H99ZM102 197H101V200H103L102 199ZM167 197H168V195H167ZM178 197V198H177ZM194 196H193V198H195ZM231 199H230V198ZM104 198V197H103ZM139 198V199H138ZM170 198V195H169V197L168 198H166V199H169ZM180 198H183V199H180ZM192 198V199H193ZM201 198V197H200ZM144 199V200H143ZM185 199H189V202L188 201H186ZM232 199H234L235 201H236V203H235V201L234 200H232ZM239 199V200H238ZM100 200V199H99ZM143 200V201H142ZM181 200V201H180ZM186 201V202H188L189 203V207H190V209H193V210H190L189 209V207L187 208L186 206H188V205H184V209H182V211H184L183 213L181 212V208L178 210V209H175L176 207H179L180 205V202L182 203L183 201ZM193 200H195V199H193ZM198 200V199H197ZM196 200V201H197ZM232 200V201H231ZM242 200V201H241ZM261 200V199H260ZM130 201H133V202H130ZM179 201V203H177ZM196 201H194V202H196ZM164 202V203H163ZM166 202V203H165ZM172 202V203H171ZM194 202H192V203H194ZM230 202H231V204H230ZM232 202H234V203H232ZM237 202L239 203V204H237ZM241 202H242V204H243V208H242V210H237V208H239L240 209V205H242L241 204ZM169 203V204H168ZM171 203V204H170ZM176 204H178L176 207H175V205ZM237 204V205H236ZM119 205V206H118ZM136 205V204H135ZM138 205V204H137ZM139 205V206H140ZM156 205V204H155ZM158 205H156V206H158ZM172 207H171V206ZM197 207H196V206ZM234 205H236V206H234ZM239 205V206H238ZM140 206V207H141ZM200 206V207H199ZM233 206H234V208H233ZM187 208V210H186V208ZM199 207V208H198ZM118 208V209H117ZM142 208V207H141ZM198 208V209H197ZM229 208H230V210H229ZM236 208V209H235ZM245 208V209H244ZM161 209V210H162ZM174 209H175V211H174ZM217 209V208H216ZM231 209H233V210H235V211H233V210H231ZM91 210V209H90ZM122 210V211H123ZM143 210V209H142ZM179 211V215H178V213H177V217H179V218H181L182 219V217L184 218L186 215H188V216H190L189 218H191V216L194 214V212H195V215H194V219L193 218H191V219H193L194 221H192V220H189V218L187 219L186 217V220H188L189 222H190V224H191V227H190V225L188 224L189 222H187V225H188V227H182V225L184 226V225H186L185 223H186V220H185V218H184V220H185V222H183L182 223V225L180 226V227H182V228H180V227H176V226H173L172 224V222H171V220H173L172 219V217H173V215H174V213L176 212V211ZM245 210V211H244ZM93 211L95 212L96 210L95 209H92V211H90V213H93ZM145 211V210H144ZM162 211V212H163ZM177 211V212H178ZM185 211H187V212H185ZM217 211V210H216ZM229 211V212H228ZM237 211V212H236ZM88 212V210L86 211V213ZM188 212L191 214V215H189L188 214ZM193 212V213H192ZM222 212V213H221ZM233 212V213H232ZM235 212H236V214H235ZM85 213V214H86ZM89 213V212H88ZM221 213V214H220ZM103 214H105V213H103ZM176 214V213H175ZM184 214V215H183ZM228 214H230V215H228ZM233 214H234V216H233ZM246 214H247V212H246ZM87 215V214H86ZM171 215H172V217H171ZM183 215V216H182ZM199 215H201V212H200V214ZM222 215V216H221ZM244 216L243 217H246V215H245V213L243 214ZM90 216V215H89ZM166 216V217H165ZM169 216V217H168ZM263 217H261L263 220H264V215H262ZM91 217V216H90ZM167 218V219H165V218ZM193 217V216H192ZM199 217V216H198ZM204 217V216H203ZM226 217V218H225ZM242 217V214H241V217L239 218L240 220H241V222H243L242 220L244 219ZM83 218H84V216H83ZM85 218H86V216H85ZM171 218V219H170ZM224 218V219H223ZM232 218V219H231ZM166 220V221H165ZM167 220L169 221V222H167ZM218 220V221H217ZM240 220H239V222H240ZM182 221V220H181ZM262 221V220H261ZM166 222V223H165ZM171 222V223H170ZM193 224H192V223ZM197 222H199V223H197ZM224 222H222V223H224ZM228 223V222H227ZM226 223V224H227ZM261 223H263V225H264V222H261ZM72 224H73V227H72ZM158 224V223H157ZM169 224V226H167ZM172 226H171V225ZM180 224V223H179ZM201 225H202V222L200 223ZM213 224V225H214ZM70 226L65 230V231H68V233L66 232V234L63 236V241H61V242H58V243H55L54 242V240H55V238H52V240H50V239H48V240H50L49 242H51V244H49V242H45V240L43 241L42 240V237H43V234H39L38 232L36 233L35 232V234L33 235L34 237H35V235H36V237L34 238L33 236H32V238H30V239H32V241L33 240H35L36 242H37V244L35 243V241H33V243L31 242V246L32 247H34L33 249H32V247L30 248V247H28V246H25V247H23V246H20V249H19V252L21 253V254H23L22 256L20 255V256H17L18 258H16L15 260L13 259L14 257H15V255H14V257L12 258V256L13 255H11V257L9 258V257H6L7 258V260L8 259H10V260H12V262L9 260V262H11V264H17V263H19V264H89V263H91V264H94V263H97V262H91V261H88L89 259H90V256H87L88 254H85V253H87V248H85V246H83V245H81V244H79L78 243V239H76L77 237L78 238H80L79 236H76L77 235V233L79 234H83V232H84V230L83 229H81L80 231H78V230H73L75 227H74V222H72V223H70L69 224ZM87 225H89V224H87ZM86 225V226H87ZM150 225V228L148 227ZM155 227H154V226ZM166 227V228H164V226ZM221 225V224H220ZM86 226L84 227V226H82V227H84V228H86ZM156 229V227H157V230H153L152 228L153 227ZM171 226V227H170ZM177 226H178V224H177ZM162 229H161V228ZM174 227H176V228H174ZM72 230H71V229ZM159 228V229H158ZM180 228V232H178L177 230ZM186 228V229H185ZM141 229V230H140ZM150 229V230H149ZM169 229H168V232H167V234L168 233H170L169 232ZM171 229V230H172ZM185 229V230H184ZM15 231V229H13V227L9 230H6V231H4L3 230V232L5 233L4 235H6V237L9 235V232L10 233H14V231ZM83 230V231H82ZM153 230V231H152ZM158 230H161L162 232H163V234H165V235H163L162 234V232L161 231H158ZM192 230H194V228H192ZM191 230V233L193 232ZM141 231V232H140ZM148 231V232H147ZM151 233H150V232ZM181 231H182V233H181ZM188 231H190V229H188ZM187 231V232H188ZM3 232H2V234H3ZM20 232V231H19ZM82 232V233H81ZM154 232L156 233V234H154ZM175 232V233H174ZM23 232H21V233H18L17 235L19 236V234L21 235ZM70 233H72V235L70 234ZM139 233H133L131 236H132V238L134 239V241H139L140 239H142L143 237H140V239H138V237H137V240H135L136 238V236H141ZM180 233V234H179ZM37 234L39 235V236H37ZM68 234V235H67ZM75 234V235H74ZM155 236H154V235ZM172 234V235H173ZM187 234V233H186ZM185 234V235H186ZM189 234H190V232H189ZM189 234H187V235H189ZM12 235H14V234H12ZM16 234H15V236H17ZM136 235V236H135ZM142 235V236H143ZM161 235V236H160ZM173 235V236H174ZM186 235V237H184L183 238V240L185 239V238H188V236ZM190 235H192V234H190ZM22 236V235H21ZM24 236V235H23ZM42 236V237H41ZM66 236V237H65ZM69 236V237H68ZM73 236V237H72ZM148 236V237H147ZM41 237V238H40ZM159 237V238H158ZM174 237V238H175ZM181 237V238H180ZM189 237H191V236H189ZM37 238H39L38 240H36ZM43 239H44V237H43ZM66 239V240H65ZM68 239V240H67ZM69 239H71V241L69 240ZM156 239V240H155ZM166 239H164L163 238V240H162V242H165L164 240H166ZM172 239H173V237H172ZM172 239H170V241L172 240ZM77 240V241H76ZM115 241V240H114ZM111 241V243H109V244H111V247H113V249H114V247H115V249L116 250H118L119 252L118 253H120V252H123L124 251V249H122L123 247H126L127 248V246H124V245H122V244H116L118 241ZM133 240L131 239V242H132ZM153 241H151V242H153ZM264 241V240H263ZM42 242V243H41ZM45 242V243H44ZM57 242V241H56ZM73 242V243H72ZM115 244H113V243ZM140 242V241H139ZM139 242H133L134 243V245L136 244V245H138L139 246ZM153 242V243H154ZM162 242H160V241H158V243L156 242V244L158 245L159 243H162ZM176 241L174 240V242L173 243H175ZM179 242V241H178ZM183 242V241H182ZM181 242V243H182ZM35 243V244H34ZM41 245H40V244ZM76 243V244H75ZM133 243H131V244H133ZM172 243V242H171ZM180 243V242H179ZM179 243H178V245H179ZM42 244H47V245H42ZM61 244V245H60ZM77 244H78V247H75V246H77ZM151 244V243H150ZM175 244H177V242L175 243ZM13 244H11V245H6L5 246V249H4V247H2L3 249L2 250H0V261L2 262V260H5V261H7L6 259H4L5 258V255L7 256H9V254H11V252L12 253H14V251H15V249H14V246H12ZM34 245V246H33ZM51 245V246H50ZM58 245H59V247H58ZM65 245V246H64ZM70 245V246H69ZM103 245V244H102ZM118 245V246H117ZM120 245H122V246H120ZM160 245V244H159ZM243 245V244H242ZM12 246V247H11ZM41 248L40 250L38 249L39 247ZM42 246H44V248H42ZM83 246V247H82ZM27 247V248H26ZM55 247V248H54ZM117 247H118V249H117ZM119 247H121V248H119ZM11 248V249H10ZM24 248H26L27 249V252H25L26 250L24 249ZM35 248H36V250H38L39 252H37L36 250H35ZM56 248H59V250L57 249L56 250ZM60 248H62V249H60ZM64 248V249H63ZM125 248V249H126ZM21 249H22V251H21ZM23 249L25 250V251H23ZM53 249V250H52ZM114 249V250H115ZM121 249H122V251H121ZM7 252H6V251ZM30 250H33V251H30ZM235 250V251H234ZM238 250V248L236 249V248H234L233 249V251H232V249H231V251H229V253H230V256L232 255L233 256V258L232 257H230L229 256V253H228V258H229V262L231 261L232 263H234L233 262V260H235V259H238L239 257V255L241 254V253H236V251ZM36 251V252H35ZM85 251V252H84ZM239 251V250H238ZM237 251V252H238ZM115 252H117V251H115ZM222 252V251H221ZM240 252V251H239ZM2 253V254H1ZM25 253V254H24ZM26 253H27V255H26ZM32 253V254H31ZM256 253V252H255ZM255 253H254V255H255ZM5 254V255H4ZM35 254H37V255H35ZM105 253H103V255H104ZM220 254H223V253H220ZM257 254V253H256ZM4 255V256H3ZM30 255V256H29ZM107 255V256H106ZM108 255L109 254H105V256H103V257H105L106 259H107V257H108ZM114 255V256H113ZM116 253H114V254H112V256H111V254H110V261H111V263H107V264H113V263H117L118 264V262H119V255H117ZM224 255V254H223ZM222 255V256H223ZM244 255V254H243ZM251 255H253V254H251ZM250 255V256H251ZM253 255V257H255ZM257 255H259V254H257ZM261 255V254H260ZM3 256V257H2ZM25 256H27V257H25ZM34 256V257H33ZM36 256V257H35ZM83 256V257H82ZM85 256V257H84ZM241 257H243L242 255H240ZM247 256H249V255H246V258H247ZM249 256V257H250ZM263 256V255H262ZM89 257V258H88ZM115 259H114V258ZM225 257V256H224ZM227 257H225L226 259H228ZM240 257V258H241ZM248 257V258H249ZM257 257V256H256ZM264 257V256H263ZM263 257H261L262 259H263ZM21 258H25L24 259V261L21 259ZM28 260H27V259ZM36 258V259H35ZM80 258V259H79ZM224 258V259H225ZM240 258H239V261L238 262H240ZM245 258V257H244ZM259 257H257V259H258ZM2 259V260H1ZM18 259H21L20 261L18 260ZM83 259V260H82ZM84 259H86V261L84 262ZM88 259V260H87ZM105 259V260H106ZM109 259V258H108ZM120 259H121V257H120ZM231 259V260H230ZM250 259V258H249ZM41 260V261H40ZM75 260V261H74ZM80 260L82 261V263L80 262ZM90 260H92V259H90ZM113 260V261H112ZM241 260H243L242 258H241ZM247 260L248 259H246L245 261V263H250L249 261L250 260H248V262H247ZM252 261H253V258L251 259ZM4 261V262H5ZM14 261V262H13ZM19 261V262H18ZM71 261V262H70ZM88 261V262H87ZM94 261V260H93ZM115 261V262H114ZM121 261H122V259L120 260V262H119V264H121ZM227 260H223V261H221V264H222V262L224 263V262H226ZM251 261V263H253ZM8 262V261H7ZM6 262V263H7ZM9 262H8V264H9ZM22 262V263H21ZM30 262V263H29ZM79 262V263H78ZM98 262H100V261H98ZM105 262V263H104ZM106 262L107 261H103V263L104 264H106ZM108 262H109V260H108ZM228 262V263H229ZM229 263V264H232V263ZM242 262V261H241ZM5 263V264H6ZM100 263H102V262H100ZM99 263V264H100ZM235 263H236V261H235ZM234 263V264H235ZM250 263V264H251ZM226 264V263H225ZM237 264V263H236ZM264 264V263H263Z\"/></svg>",
    "mask_w": 264,
    "mask_h": 264
}]
</instances>
